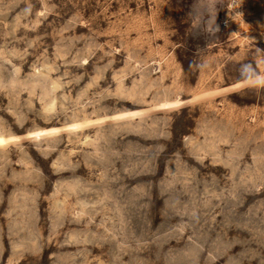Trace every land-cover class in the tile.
Returning a JSON list of instances; mask_svg holds the SVG:
<instances>
[{
  "label": "rangeland",
  "instance_id": "rangeland-1",
  "mask_svg": "<svg viewBox=\"0 0 264 264\" xmlns=\"http://www.w3.org/2000/svg\"><path fill=\"white\" fill-rule=\"evenodd\" d=\"M264 0H0V264H264Z\"/></svg>",
  "mask_w": 264,
  "mask_h": 264
},
{
  "label": "clouds",
  "instance_id": "clouds-1",
  "mask_svg": "<svg viewBox=\"0 0 264 264\" xmlns=\"http://www.w3.org/2000/svg\"><path fill=\"white\" fill-rule=\"evenodd\" d=\"M239 75L243 80H260L264 81V75H260L256 71V67L253 62H247L240 65Z\"/></svg>",
  "mask_w": 264,
  "mask_h": 264
},
{
  "label": "snow or ice",
  "instance_id": "snow-or-ice-1",
  "mask_svg": "<svg viewBox=\"0 0 264 264\" xmlns=\"http://www.w3.org/2000/svg\"><path fill=\"white\" fill-rule=\"evenodd\" d=\"M3 143H4V141L2 139H0V144H3Z\"/></svg>",
  "mask_w": 264,
  "mask_h": 264
}]
</instances>
